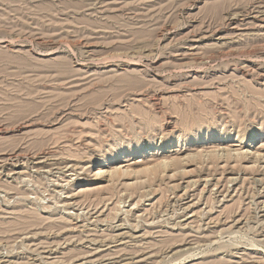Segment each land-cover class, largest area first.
<instances>
[{"label": "rangeland", "instance_id": "374dc122", "mask_svg": "<svg viewBox=\"0 0 264 264\" xmlns=\"http://www.w3.org/2000/svg\"><path fill=\"white\" fill-rule=\"evenodd\" d=\"M0 155V264H264V0H0Z\"/></svg>", "mask_w": 264, "mask_h": 264}, {"label": "bare ground", "instance_id": "6f19581e", "mask_svg": "<svg viewBox=\"0 0 264 264\" xmlns=\"http://www.w3.org/2000/svg\"><path fill=\"white\" fill-rule=\"evenodd\" d=\"M252 16H253V15H252ZM238 18H239V17H238ZM240 19H241V18H240ZM3 157H4V156H1V155H0V160H1ZM7 159H8V158H7ZM11 159H12V158H11ZM0 165H1V164H0Z\"/></svg>", "mask_w": 264, "mask_h": 264}]
</instances>
